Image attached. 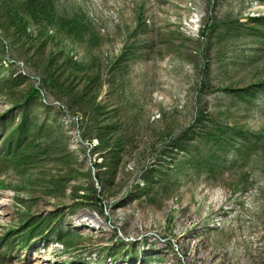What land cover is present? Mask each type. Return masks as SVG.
<instances>
[{"label":"rangeland","instance_id":"374dc122","mask_svg":"<svg viewBox=\"0 0 264 264\" xmlns=\"http://www.w3.org/2000/svg\"><path fill=\"white\" fill-rule=\"evenodd\" d=\"M263 17L264 0H0V63L62 132L40 165H0V264H264ZM85 91L116 128L110 185ZM208 133L230 140L217 170L198 163ZM42 174L65 184L47 195Z\"/></svg>","mask_w":264,"mask_h":264},{"label":"trees","instance_id":"16d2710c","mask_svg":"<svg viewBox=\"0 0 264 264\" xmlns=\"http://www.w3.org/2000/svg\"><path fill=\"white\" fill-rule=\"evenodd\" d=\"M30 2L35 6L37 5L34 1ZM13 8L14 7H11V9L8 10V14H15L16 17L19 18L17 12L14 11ZM257 20L264 21V17L258 18ZM19 21L24 27V33H26L27 29H25V25H23V20L20 18ZM3 55L5 56V43L0 38V60ZM6 71L7 69L1 65L0 99L8 105V110L0 114V165L5 164L9 166V164H11L19 168L25 166L26 163H34L36 157L40 159L38 163L40 165L41 158L48 157L52 152L54 136H56V140H58L62 132L57 124L48 120L49 118L51 119L50 114L52 109L49 104L40 101L42 95L40 87L32 84V86H25L26 82L29 83V78L25 74L20 73L19 75H13L12 73H7L9 71ZM43 71V83L47 90H59L67 97L72 94L68 88L64 87V84L59 83L61 77H57V70L53 69V63L50 62ZM56 78H58V80ZM98 78L99 81L101 80L99 75V77L93 78L90 84H95ZM90 84L88 88L91 87ZM261 86L263 85H258V87ZM72 96L73 99H75L73 102L78 103L81 107L85 106L90 109L88 110L91 117L90 120L97 130V135L94 138L97 144L92 141L93 139H89V145L93 147L92 150L94 153L102 152L108 156L106 164H108L110 173L105 181L110 185L113 183L115 171L121 161V157L119 156L120 150L117 148L119 140H116L115 125L109 123L108 119H103V116L107 113L100 107V103L99 106L95 104L94 101H96V97L88 99V91H85L84 95ZM38 110H42L44 115L39 114ZM221 130L225 133V130ZM240 133H242V131H240ZM115 140L117 143L116 145L113 144ZM34 143L37 144L34 145ZM224 143H226V146ZM175 144L177 146L179 145L178 147L181 149V153H186L188 151L187 144L183 139L176 141ZM227 145H230V140H221L216 135L208 133L205 140L202 142L199 154H197L200 156L199 160L201 161L198 163H202L210 170H217L221 166L217 163L216 154L219 150H226ZM212 162L214 164H212ZM95 170L97 171V180L100 182V175L102 174L99 173L98 160ZM27 181L41 187L48 185L50 191L44 190V193L47 195H55L54 193L59 191V183L65 184V180L54 181L53 179H49L46 174L40 175L37 179L30 176ZM25 228L28 229L29 235L32 237L40 226L30 223L26 225Z\"/></svg>","mask_w":264,"mask_h":264},{"label":"bare ground","instance_id":"6f19581e","mask_svg":"<svg viewBox=\"0 0 264 264\" xmlns=\"http://www.w3.org/2000/svg\"><path fill=\"white\" fill-rule=\"evenodd\" d=\"M189 259H192V257H189ZM46 261H47V260H46ZM50 262H51V261H50ZM50 262H49V263H50ZM43 264H44V263H43Z\"/></svg>","mask_w":264,"mask_h":264}]
</instances>
